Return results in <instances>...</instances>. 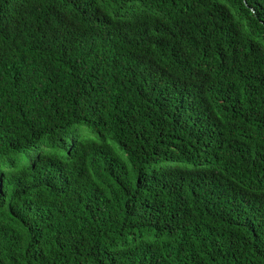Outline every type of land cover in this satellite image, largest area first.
Wrapping results in <instances>:
<instances>
[{"label":"trees","instance_id":"trees-1","mask_svg":"<svg viewBox=\"0 0 264 264\" xmlns=\"http://www.w3.org/2000/svg\"><path fill=\"white\" fill-rule=\"evenodd\" d=\"M0 264H264V0H0Z\"/></svg>","mask_w":264,"mask_h":264}]
</instances>
